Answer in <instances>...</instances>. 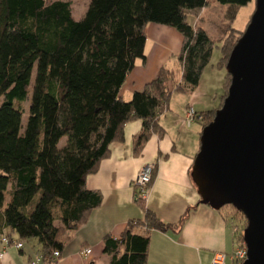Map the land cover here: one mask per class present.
<instances>
[{"label":"trees","instance_id":"trees-1","mask_svg":"<svg viewBox=\"0 0 264 264\" xmlns=\"http://www.w3.org/2000/svg\"><path fill=\"white\" fill-rule=\"evenodd\" d=\"M215 1L241 7L253 0ZM209 3L90 0L75 20L66 1L0 0V237L21 243L37 239L43 256L62 249L63 233L85 223L99 207L101 196L86 188L85 179L109 155L110 144L123 139L124 125L132 118L142 121L134 138V151L140 152L153 133L163 135L158 114L171 95L198 85L215 40L191 24L189 16ZM149 23L174 28L182 45L150 83L124 100L120 87L136 60L146 61ZM227 38L220 47V69L238 36ZM32 72L23 126L21 103L28 97ZM225 78L220 105L229 86L226 71ZM215 110L201 112L203 126ZM62 137L66 140L58 146ZM134 199L143 216L130 220L119 235L104 238L108 264H146L150 232L179 229L183 221L165 223L144 201ZM222 208L240 223L235 241L242 243L245 217L231 205Z\"/></svg>","mask_w":264,"mask_h":264},{"label":"crops","instance_id":"crops-1","mask_svg":"<svg viewBox=\"0 0 264 264\" xmlns=\"http://www.w3.org/2000/svg\"><path fill=\"white\" fill-rule=\"evenodd\" d=\"M181 45L182 36L174 28L149 23L144 47L146 61L136 60L120 87L122 98L129 100L135 91L150 83L160 68L178 55ZM204 75L205 69L192 91L171 95L165 109L158 114L163 135L153 133L140 152L134 151V138L141 130L142 121L132 118L124 125L123 139L110 144L109 155L85 179L86 188L100 194L99 207L85 223L63 233L60 257L54 264H108L110 257L103 253V240L108 235H119L130 220L142 218L143 210L134 199L133 180L142 166L153 162L157 165L146 207L165 223L183 221L179 229L150 232L146 264H212L214 253L231 254L235 250V235L239 230L233 224L239 227L238 222L227 216L229 208L215 210L202 204L191 178L204 125L201 112L219 106L220 99L216 98L222 90L221 81L209 93L202 90L203 83H208L207 88L213 83L206 81ZM175 93L184 95L174 96ZM188 107L197 115L190 124L185 122ZM56 224L63 223L56 221ZM22 244V248L8 246L0 256V264H32L40 254V245L34 238ZM86 248L91 249L88 255L83 254ZM3 249L0 237V253ZM227 262L233 264L229 259Z\"/></svg>","mask_w":264,"mask_h":264},{"label":"water","instance_id":"water-1","mask_svg":"<svg viewBox=\"0 0 264 264\" xmlns=\"http://www.w3.org/2000/svg\"><path fill=\"white\" fill-rule=\"evenodd\" d=\"M225 70L227 94L202 128L191 178L202 204L231 205L245 217L241 264H264V0H255Z\"/></svg>","mask_w":264,"mask_h":264},{"label":"rangeland","instance_id":"rangeland-1","mask_svg":"<svg viewBox=\"0 0 264 264\" xmlns=\"http://www.w3.org/2000/svg\"><path fill=\"white\" fill-rule=\"evenodd\" d=\"M44 1L49 3L52 1H56V0H44ZM59 1L69 2L70 7H71L72 17L75 20H79L84 15L90 0H59ZM254 10H255V1L254 0L249 2L247 5L241 6V7H236L235 5L221 4L215 0H210V3L206 7H204L202 9V11L197 16H189V21L191 22V24L196 25L198 28L204 29L207 32V34L213 40H215V44L213 47V51H212L210 61L205 68L206 75H204V77H203L204 79H206V81H213L212 86L210 88H207L208 83H206V82L203 83L202 90L206 91V93L211 92L212 87L217 88L218 87L217 82L220 83V81H221L220 85H222L220 97L224 93V86H225V81H226V78H225V71L226 70L220 69L218 67V61L221 57L220 47L222 45V41H223V39H225L227 37L228 38L231 37L234 40L236 39L237 36L239 38L241 36V34L244 32V30L246 29V26L249 23V20L251 18V15L253 14ZM226 62H225V65H226ZM230 79H229V84H230ZM33 80H34V72H32L30 85L28 87V90H29L28 97L23 103H21V106L23 108L22 117H21L23 126L26 122L27 115H28L27 106L29 104ZM215 88H213V90L216 91ZM176 94H178V95H176ZM181 94L182 93H175L174 96H181ZM226 94H227V92H226ZM182 95H184V94H182ZM174 96L172 97L173 101H174V99H173ZM220 97L216 98V100L220 99ZM1 101H2V98H0V102ZM178 103H180V100ZM222 103H223V101H222ZM222 103H221V105L219 104L218 108H220L222 106ZM218 108H216V110ZM65 140H66V138L62 137L58 143V146H61L65 142ZM155 171H156V169H155ZM8 194H9V186L4 193V196H5L4 207L7 203ZM238 224H240V223L238 222Z\"/></svg>","mask_w":264,"mask_h":264},{"label":"built area","instance_id":"built-area-1","mask_svg":"<svg viewBox=\"0 0 264 264\" xmlns=\"http://www.w3.org/2000/svg\"><path fill=\"white\" fill-rule=\"evenodd\" d=\"M197 117L194 109L192 107H188L185 113V122L186 124H190L193 119ZM200 118V117H198ZM156 162L145 164L140 168L136 177L133 180V185L136 188L135 197L138 200H142L144 202L147 201L148 193L150 185L153 181L154 172L156 169ZM234 229L236 231L239 230L237 225H234ZM1 242L3 244L4 249L0 253V256L3 255L5 249L8 246H14L16 248H22V243L16 240H9L6 236L1 237ZM91 253L90 248H86L83 250L84 255H88ZM247 248L244 242L237 244L235 250L231 254H226L223 252L214 253L211 263L212 264H227L228 259L231 260L233 264H241L246 258ZM60 257L59 250H52V252L48 256H43L42 254H38L33 260L32 264H54L56 260Z\"/></svg>","mask_w":264,"mask_h":264},{"label":"bare ground","instance_id":"bare-ground-1","mask_svg":"<svg viewBox=\"0 0 264 264\" xmlns=\"http://www.w3.org/2000/svg\"><path fill=\"white\" fill-rule=\"evenodd\" d=\"M243 232V231H242Z\"/></svg>","mask_w":264,"mask_h":264}]
</instances>
